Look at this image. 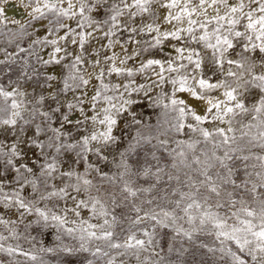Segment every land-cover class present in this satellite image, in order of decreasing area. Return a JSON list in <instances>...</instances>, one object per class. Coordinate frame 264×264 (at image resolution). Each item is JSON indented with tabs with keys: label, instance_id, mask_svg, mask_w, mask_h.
<instances>
[{
	"label": "snow or ice",
	"instance_id": "obj_1",
	"mask_svg": "<svg viewBox=\"0 0 264 264\" xmlns=\"http://www.w3.org/2000/svg\"><path fill=\"white\" fill-rule=\"evenodd\" d=\"M7 2L8 0H0V23L6 19L3 5ZM33 3L34 7L29 13L30 20L41 21L51 16L53 19L48 20V23L53 27L48 28L47 31L50 34H55L64 30V34L58 36L57 39L49 40L45 37L43 40L34 39L32 41V44L53 46V51L49 54L48 59L36 55L37 63L48 65L69 61L64 64L68 71L62 82L61 92L86 90L94 73L96 74L95 78L100 81V85L91 97V106L95 110V114L88 116L84 114L83 107L87 98L85 93H82L81 97L74 98L75 102H67L66 105L57 104L56 107L47 111L43 109L45 97L40 96L37 100V104L40 106H33L29 110L23 100L19 99L26 94L18 86L5 88L0 84V101H2L0 102V129L11 130L14 136L11 143L0 141V205L4 208H15L21 217L25 214H35L38 217L34 221L36 224L43 222L45 226H48L51 222L54 227L63 229L68 235L78 232V239L81 243L75 251L88 252L89 247L86 245L89 242L102 241L109 250L135 249V254L139 259V250L145 249L146 245L153 243L152 235L157 226L161 228L174 227L178 219L186 218L188 224L196 225L193 231L200 230L204 225L210 224L216 239L221 244L219 250L229 255L233 264H247L243 256L238 254L245 252L251 256L253 261L264 264V198L259 199L258 208H253L246 206L243 199L240 201L231 199L233 193L227 192L226 195L230 198L228 206L235 210L221 216L218 211L212 209L213 207L223 208L225 204L217 201L213 206L209 203L210 197L201 192L203 189L210 195L214 194L216 197H220L225 184H231L234 188L241 187L234 178H230L233 176L234 170L225 162L233 159L229 152L235 153L240 150L230 147L236 140L235 136L227 135L228 132L233 131L231 127L227 130L215 129V134L221 137L220 144L229 146L223 157L216 156L213 152L212 157L203 161L199 157H195L189 164L185 163L187 158L183 151L176 153L178 157L182 158L180 164L184 167L198 166L195 170L203 179L194 180L189 176L186 184L189 190L187 192L179 191V198L169 201L170 204L175 205L172 210H165L160 205L144 210L132 203L131 211L135 213V218H129L130 228H136L146 221L152 222V233L147 227L138 229L144 237H147L146 240L138 238L137 232L132 231L123 242L117 241L112 230L117 217L107 210L100 199L90 195L89 187L92 185V181L83 178L75 169L62 171L60 166V157L69 152L76 153L75 163H79L81 160L86 161L89 154H94L99 160L107 161L108 158L104 153L106 149L119 141L120 137L115 135L114 131L119 127L121 119L130 116L132 125L141 124V121L136 118L135 112L129 111L135 101L126 98V96H128L129 90L137 93L143 91L145 85L132 87L135 85L134 80L129 81L128 84H109L104 82L105 76L115 74L132 77L135 74H144L147 70H151L160 82L164 83L163 74L165 72L176 73L177 75L168 81L173 86V93L168 98V102L163 103V107L170 109L175 114L176 123L172 124L171 128L177 133L187 127L193 132H199L205 141L210 139L214 141L213 131L201 127L205 121L209 119L224 121L228 117L229 123H231V118L235 115L241 113L251 115L252 122L247 125L249 131L243 132L242 136H249L252 128L258 129L257 133L251 135L248 140V144L251 146L248 151L251 152L252 148L258 146L262 152L259 155L254 154L257 163L251 165L252 172L247 171L249 165L245 164L246 178L242 184L246 191L264 197V193L258 192V189H264V0H33ZM154 5L155 7H153ZM161 9L166 12V15L157 16L156 13ZM138 17L141 18V25L131 26ZM145 17L153 19L151 22H143ZM161 20L169 26L167 30L161 29L159 23ZM67 21H75V28L71 27ZM12 23L17 24L23 30L27 22L12 21ZM125 32L128 33L125 43H140V41L133 40V34H148L151 39L144 41L146 47L143 50L146 52L158 49L165 41L169 40L178 43L184 41L185 43L179 47L175 44L172 45L177 53L175 59L162 61L150 58L141 62L136 68H129L126 66V62L132 59L131 56L125 55L123 59H120L116 54L111 57L105 55L104 64L107 67H99L101 61L95 59L92 61L93 71H88L83 53L86 43L93 38L94 33H100L107 40V44L102 47L111 48L113 44L120 43L119 39L114 40L113 38L123 35ZM25 35L30 36L31 34L25 32ZM60 41L76 45L80 49V53L69 52L65 45L60 44ZM192 44L199 47H191ZM237 46L241 49L237 53L238 58H228L230 51L235 50ZM17 49L19 52L27 51L19 44H17ZM0 51L5 50L0 49ZM256 52L261 54L259 61L249 55ZM134 54L139 55V53ZM29 55H34V53L30 52ZM205 55H210L212 66L222 74L223 79L213 82L210 78H205L203 73ZM15 64L14 56L5 52V59H0V65H7V67L3 72H0V75H11L14 70L12 65ZM225 65L228 67L225 68ZM157 67L159 71L156 70ZM27 68L28 61L25 59L20 71V78L27 77L31 80L33 77L28 75ZM257 68L260 70L257 71ZM229 78H231V82ZM46 79L52 80L54 77L48 76ZM9 84H12L11 80H9ZM213 90H221L220 95H207ZM251 90H257L259 98L249 106L246 105L243 96L245 92ZM177 91H187L190 95L205 100L208 105L207 115L197 114L188 109L184 101L174 98ZM52 99L55 100L56 95H53ZM160 103L162 101H155L157 105ZM64 108L67 109V112L63 111ZM77 110L82 114L83 119L76 121L75 130L77 132L83 130L87 134L72 140L73 134L67 132L65 126L72 125L73 121L69 114ZM25 114H27V118H25ZM38 117L39 122H35ZM188 117H191L194 123L186 125L184 121ZM56 120H59L58 126H54ZM89 122L91 131L87 127L81 129L82 125H87ZM128 126V124L125 125L126 128ZM28 130H31L33 135L25 140L21 134H26ZM152 139L153 137L145 136L137 129L128 147L120 153L125 168V171L120 173L121 178L126 175L129 167L126 157L137 153L141 141L151 143ZM161 143L164 144L166 141H161ZM22 144L27 145L28 151L35 150L32 157H28L27 151L21 147ZM216 146L214 143L213 147ZM188 147L192 148L193 144L189 143ZM77 149L79 150L77 151ZM164 151L167 152V148ZM172 151L175 152V149ZM153 158H155V154H153ZM236 158L244 161L250 159L248 155ZM213 159L227 170V176L217 173L216 178H213L210 174V170L214 167ZM89 167L92 166L89 165ZM172 167H177L175 161ZM93 170L99 172L102 179L108 176L107 173L100 172L98 168ZM162 171L163 169L157 166L153 173L152 166L147 165L138 175L147 177L152 174L159 180ZM9 174L12 176L11 180L7 179ZM73 177L77 180L75 184L64 183L62 187H58L55 183L57 180L64 181L65 178L71 180ZM110 179L115 180L116 177L113 176ZM168 179L172 180L173 177L169 175ZM176 179L179 180V177L177 176ZM249 184H251L250 188ZM6 187L10 188V191L6 192ZM26 187L31 189L33 196L40 193L39 200L41 201L50 200L53 197L60 200L70 199L73 201V207L71 209L65 207L63 213H57L46 207H36L33 200H28L22 195ZM41 187L44 189L43 193H41ZM121 191L126 193L124 199L128 200L129 197L135 198L139 192L150 191V189H134L125 181ZM73 192L76 195H73ZM82 194H86L87 198H80ZM173 194H177V190H173ZM153 202V200L145 201L149 205H152ZM113 203H115L114 196ZM237 203L240 204L239 208L236 207ZM81 209H90L93 216L104 217L103 222L93 224L84 219L72 220L71 224L74 227H67L69 224L67 213L72 212L76 217H80ZM177 210L182 215L177 216ZM141 213L143 214L141 215ZM229 220H232L233 223L230 224ZM9 223L12 221L5 220L0 216V224L7 225ZM176 234H183L188 239L192 238V232L185 230L183 226L176 227ZM2 239H6V237L0 236V240ZM226 244L228 246L225 248ZM231 244L237 247L238 252L232 250ZM0 250L7 251L10 255L18 251L12 247L5 249L2 244H0ZM46 251L52 252L53 249L49 248ZM63 251L71 254L73 249L65 247ZM23 254L28 255V253ZM92 255L108 256L109 252L97 245L92 251ZM30 258L36 259L35 256ZM115 259V256L110 257L107 264H115ZM88 264H92V262L89 261Z\"/></svg>",
	"mask_w": 264,
	"mask_h": 264
},
{
	"label": "rangeland",
	"instance_id": "obj_2",
	"mask_svg": "<svg viewBox=\"0 0 264 264\" xmlns=\"http://www.w3.org/2000/svg\"><path fill=\"white\" fill-rule=\"evenodd\" d=\"M25 3L29 5L31 12V8L34 7L33 0H25ZM153 7H155V5ZM4 9H6L4 12V17H6V19L3 23H0V49H4L5 51H0V59H5L6 52L14 56L16 64L12 65L14 70L11 75H0V84L4 85L5 88L18 86L19 89L26 94L19 99L23 100L29 110H31L33 106H40L37 104V100L40 96L45 97L43 109L47 111L56 107L57 104L66 105L67 102H75L74 98L81 97L82 93H85L87 98L83 104L84 114L88 116L94 115L95 110L91 106V97L95 94V90L100 85L99 80L96 78L92 79L86 90L80 89L75 92H61L60 89L63 86L62 82L68 71L64 67V64L69 61L65 60L60 64L51 63L48 65L37 63L36 55H39L43 59H48L49 54L53 51V46L32 44V41L34 39L43 40L45 37L49 40L57 39L58 36L64 33V30L55 34H50L47 31L48 28L53 27V25L48 23V20L53 19V17L49 16L45 20L32 21L28 16L26 19L21 20L15 18L13 12H7V8L4 7ZM156 15L160 16V11H158ZM152 19V17H145L143 22H151ZM12 21L27 23H25V28L21 30L19 26L12 23ZM67 23L73 28L76 26L75 21H67ZM141 23V18L138 17L131 26L137 27L141 25ZM25 32L31 35H25ZM127 37V32L123 33V35H118L113 39H119L123 44H113L111 48H106L102 47V45L107 44V40L104 39L100 33H94L93 38L86 43L83 53L87 62L86 67L88 71L93 69L92 61L95 59L101 61L99 67H107V65L104 64L105 55L111 57L113 54H122L123 56L121 55V59H123L125 55L131 56L132 59L126 62V66L129 68H136L141 62L150 58L160 59L162 61L175 59L177 54L171 51L168 44L175 43L181 45L185 43L184 41L178 43L177 41L169 40L165 41L158 49H151L146 52L143 50L146 47L144 41L151 39L148 34H133V40L140 41V43H125ZM17 44L27 51L19 52ZM60 44L65 45L69 52L80 53V49L70 42L65 43L64 41H60ZM122 45L123 48H126L122 49ZM119 47L121 48L119 49ZM191 47L199 46L192 44ZM240 51L241 49L237 46L235 50L230 51L228 58H238L237 53ZM30 52L34 53V55L30 56ZM134 53H139V55H135ZM249 55L257 61H259L261 56L259 52L250 53ZM25 59L28 61V75L33 77L31 80L27 79V77L20 78V71ZM184 63H186V61H184ZM6 67L7 65H0V72H3ZM227 67L228 65H225V68ZM156 70L159 71V68L157 67ZM259 70L260 69L257 68V71ZM203 73L205 78H210L213 82L223 79L222 74L212 66L210 55H205ZM163 75L165 77L164 83H161L159 78L151 70H147L144 74H135L132 77L117 76L115 74L112 76H105L104 82L109 84H128L129 81L134 80L135 85H132V87L141 84L145 85L143 91L137 93L129 90V94L126 96V98L135 101L129 111L135 112L136 118L141 121V124L132 125L130 116H125L121 119L119 127L114 131V134L119 136L120 139L115 145L105 150L104 154L108 158L107 161L99 160L94 154H89L86 161L81 160L79 163H75L77 160L75 152L63 154L60 157L61 170L68 171L69 169H75L83 178L91 180L92 185L89 187L90 195L100 199L107 210L117 217V221L113 225L112 230L115 233V239L119 242H123L132 231L137 232L138 238L146 240L147 237H144L142 233L138 231L139 228L147 227L150 233L153 232L151 221H146L136 228H130L129 218H135V213L131 211L132 203L142 207L144 210L155 208L156 205L164 207L165 210H172L175 205L170 204L169 201L178 199L179 191L187 192L189 190L186 186L188 177L190 176L194 180L203 179L195 170L198 166L193 165L192 168H186L180 164L182 158L176 155L177 152L183 151L187 158L185 163L189 164L195 157H199L202 161L208 157H212L213 152L216 156L223 157L225 151H228L229 146L220 144L221 137L215 134L216 128L227 130L231 127L233 129L232 132L227 133L229 136L236 137L235 143L231 144L230 147H236L240 150L235 153L229 152L233 159L225 162L234 170L233 176L230 178H234L236 183L241 185V187L234 188L231 184H225L221 190L220 197H216L214 194L210 195L201 189L203 195L210 197L209 203L213 206L217 201L225 204L223 208L216 209L213 207L212 210L218 211L221 216L230 214L231 211L235 210L228 206L230 198L226 195L227 192L233 193L231 199H236L237 201L243 199L246 206L253 208H258L259 199L264 198L246 191L242 184V181L246 178L245 164L249 165L247 171L252 172L253 169L251 165L257 163L255 155H259L262 152L258 146L252 148L251 152L248 151L251 147L248 144V140L251 138V135L257 133L258 129L252 128L249 136H242L243 132L249 131L247 125L252 122L251 115L243 113L235 115L231 118V123H229L228 117H226L224 121H212L211 119L205 121L201 127L213 131L215 136L214 141L211 139L205 141L199 132H193L187 127L177 133L171 128V125L176 123L175 114L172 113L170 109H165L163 107V103H167L168 98L171 97L173 93V86L168 81L177 74L165 72ZM48 76L54 77V79L47 80L46 77ZM9 80L12 81L11 85L9 84ZM229 81L231 82V78H229ZM121 91H123V88H121ZM241 91H243V89H241ZM220 92L221 90H213L207 94L219 96ZM145 93H147V95H145ZM53 95H56L55 100L52 99ZM174 98L184 101L188 109L195 111L197 114L207 115V111L201 113L194 103L183 96L182 92H175ZM258 98L259 93L257 90L245 92L243 96L246 105L249 106ZM157 100L162 101V103L159 105L155 104ZM99 106L98 102V107ZM63 111L67 112V109L64 108ZM69 115L73 123L72 125H66L65 128L67 132L73 134L72 140L79 139L80 136L87 134L83 130L79 132L75 130L76 121L83 119L82 114L77 110L71 112ZM25 118H27V114H25ZM35 122H39V117ZM184 123L187 125L188 123H194V121L191 120V117H188ZM126 124L129 125L127 128L125 127ZM58 125L59 120H56L54 126ZM84 127H87L88 130L91 131L90 122L87 125H82L81 129ZM137 129H139L143 135L151 136L153 139L151 143L141 141L137 153L126 157L129 167L126 175L121 178L120 173L125 171V168L120 153L124 152L128 147ZM21 135L23 139L27 140L33 133L31 130H28L26 134ZM13 139L14 136L11 130L0 129V141L11 143ZM161 141H166V143L162 144ZM197 141L199 142L197 143ZM189 143L193 144L192 148L188 147ZM214 143L217 145L215 148L213 147ZM21 147L27 151L28 157L33 156L35 150L28 151L27 145L25 144H22ZM165 148H167V152L164 151ZM173 149H175V152L172 151ZM78 150L79 149H77V151ZM153 154H155V158H153ZM245 155L250 157L248 161L236 158ZM174 161L177 165L176 168L172 167ZM212 162L214 167L210 170V174L214 179L217 173L221 176H227L226 169L222 168L214 159ZM89 165L92 167L90 168ZM147 165L152 166L153 173L157 166L163 169L160 173L159 180L152 174L147 177L138 175L143 167ZM94 168L100 169V172L107 173L108 176L102 179L100 173L93 170ZM169 175L173 177L172 180L168 179ZM113 176L116 177L115 180L110 179ZM177 176L179 180L176 179ZM7 179H12L11 174H9ZM253 179H255V177H253ZM125 181L134 189H150V191H141L138 193L137 197H129L128 200H125L124 196L126 193L121 191ZM55 183L58 187H62L64 183L75 184L77 180L75 177L71 180L65 178L64 181L57 180ZM248 187L250 188L251 184H249ZM173 190H177V194L174 195ZM5 191H10V188L6 187ZM43 192L44 189L41 187V193ZM258 192L264 193V189H258ZM39 194L40 193H37L33 196L31 189L27 187L22 193L28 200H33L36 207L50 208L57 213H63L65 207L69 209L73 207V201L70 199L60 200L57 197H53L50 200L41 201L39 200ZM72 194L76 195L74 192ZM113 196L115 197V203H113ZM80 198H87V196L86 194H82ZM147 200H153L154 202L152 205H149L145 203ZM117 205H119V207H117ZM236 207L239 208L240 204L237 203ZM156 210L158 211L159 209ZM142 214L143 213H141V215ZM180 215H182V213L177 210V216ZM0 216L5 220L12 221V223L7 225L0 224V236L6 237V239L0 240V244H2L5 249L8 247L18 249V251L11 255L7 251L0 250V264H88L89 261H91L92 264H107L108 259L112 256L116 257L115 264H233L231 257L219 250L221 244L216 239L210 224L204 225L200 230L193 231L196 225L188 224L186 218L183 220L178 219L174 227L161 228L157 226L152 235L153 243L151 245H146L145 249L139 250L138 259L135 254V249L127 251L124 248L109 250L102 241L89 242L86 245L89 247L88 252L75 251V249L79 248L81 243L78 239V232L74 235H68L63 229L54 227L51 222H49L48 226H45L43 222L36 224L34 221H36L38 217L35 214H25L21 217L15 208L9 209L0 205ZM67 219L69 220L67 227H74V225L71 224L72 220L84 219L93 224H100L103 222L104 217L93 216L90 209H81L80 217H76L72 212H68ZM229 223L231 224L233 221L229 220ZM179 226H183L185 230L191 231L192 238L188 239L183 236V234L177 235L176 227ZM57 236H59V239H57ZM97 245L108 251L109 255L93 256L92 251H94ZM227 246L226 244L224 247L226 248ZM65 247L72 248L73 252L71 254L65 253L63 251ZM231 247L233 251L238 252L234 244H231ZM49 248L53 249V251H46V249ZM209 249H212V251H209ZM23 253H28V255H24ZM238 254L243 256L247 264H258V261H253L247 252ZM31 256H35L36 259L32 260L30 258Z\"/></svg>",
	"mask_w": 264,
	"mask_h": 264
},
{
	"label": "bare ground",
	"instance_id": "obj_3",
	"mask_svg": "<svg viewBox=\"0 0 264 264\" xmlns=\"http://www.w3.org/2000/svg\"><path fill=\"white\" fill-rule=\"evenodd\" d=\"M4 7L8 9L7 12H13V16L17 19H21V20H24L26 19L28 16H29V12H30V7L29 5H27L25 3V0H8V2L6 4H4ZM6 10V9H5ZM163 14V15H166V12L161 9L160 10V15ZM160 23V26H161V29L162 30H167L169 28L168 25H166L162 20L159 22ZM64 33H62L63 35ZM120 43H122L120 41ZM123 44V43H122ZM175 43H170L168 44L169 45V48L171 49V51H173L175 54H177L175 52V49L172 47V45H174ZM177 47L181 46L179 44H175ZM119 46V45H118ZM121 47H119L120 49ZM126 48V47H125ZM123 48V49H125ZM122 55V54H121ZM121 55L118 54V58L121 59ZM123 56V55H122ZM90 72L93 71V69L89 70ZM95 73L93 75V78L92 79H95ZM91 88V87H89ZM183 96L187 98V100L191 101L192 103L195 104L196 108L199 109V111L201 113H205L207 111V103L205 100H202V99H199L198 97H194L192 95H190L187 91H183L182 92ZM90 95V94H89ZM207 95H210V94H207ZM211 96H214V95H211ZM197 109V110H198Z\"/></svg>",
	"mask_w": 264,
	"mask_h": 264
}]
</instances>
